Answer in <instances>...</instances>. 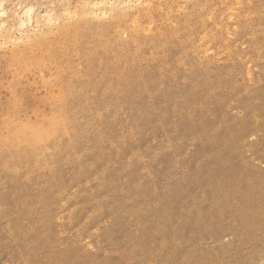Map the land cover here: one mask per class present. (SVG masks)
Here are the masks:
<instances>
[{"label": "rangeland", "instance_id": "rangeland-1", "mask_svg": "<svg viewBox=\"0 0 264 264\" xmlns=\"http://www.w3.org/2000/svg\"><path fill=\"white\" fill-rule=\"evenodd\" d=\"M0 264H264V0H0Z\"/></svg>", "mask_w": 264, "mask_h": 264}]
</instances>
